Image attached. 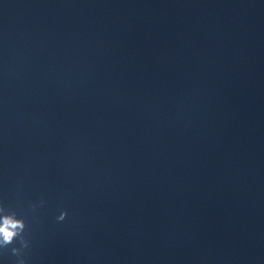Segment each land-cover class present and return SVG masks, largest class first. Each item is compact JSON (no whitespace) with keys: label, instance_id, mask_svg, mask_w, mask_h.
<instances>
[{"label":"clouds","instance_id":"clouds-1","mask_svg":"<svg viewBox=\"0 0 264 264\" xmlns=\"http://www.w3.org/2000/svg\"><path fill=\"white\" fill-rule=\"evenodd\" d=\"M41 203H43V201H41ZM2 211L3 208H0V212ZM66 216L67 212L62 211L57 216V221H64ZM25 227V221L22 218H16L14 213L0 216V248H7L17 239H19L22 248H27L28 242L23 235ZM12 253L18 256L20 254V248L13 247ZM19 264H24V261L21 259Z\"/></svg>","mask_w":264,"mask_h":264}]
</instances>
